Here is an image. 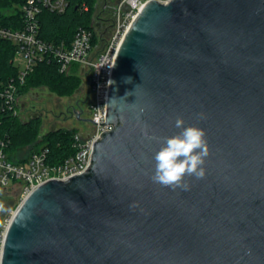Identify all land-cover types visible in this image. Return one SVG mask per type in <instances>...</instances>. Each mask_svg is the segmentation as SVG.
Segmentation results:
<instances>
[{"label": "water", "instance_id": "obj_1", "mask_svg": "<svg viewBox=\"0 0 264 264\" xmlns=\"http://www.w3.org/2000/svg\"><path fill=\"white\" fill-rule=\"evenodd\" d=\"M177 117L209 146L186 191L151 179ZM106 122L86 173L17 208L1 264H264V0L149 2L117 53Z\"/></svg>", "mask_w": 264, "mask_h": 264}, {"label": "built area", "instance_id": "obj_2", "mask_svg": "<svg viewBox=\"0 0 264 264\" xmlns=\"http://www.w3.org/2000/svg\"><path fill=\"white\" fill-rule=\"evenodd\" d=\"M151 1L167 4L171 0H120L116 3L115 22L109 31L110 35L105 42L97 45L93 44V30L87 28H80L69 46L64 43H48L40 38L41 12L48 10L62 14L68 7V0H26L20 6L22 27L14 29L0 24V39L14 45V60L16 56H21L24 61V67H18L17 82L23 84L26 76L44 61L56 60L63 74H71L78 68V75L83 78L84 85L88 86L92 94L87 119L82 118L83 108L77 107L75 110L77 120L89 122L91 127L86 132L77 131L74 134L72 145L75 152L61 162H49V147L44 144L30 148L25 158L15 161L6 151L7 144L0 143V190L18 188L22 204L43 184L52 180L68 181L89 170L95 145L105 131L114 128V125L106 122V116L109 82L117 53L132 23ZM126 7H129V11L125 10ZM83 9L87 11L88 7L84 4ZM94 22L95 31L103 37L98 22ZM20 98L16 82L1 84L0 104L4 108L19 114ZM11 221L12 219L3 233L2 247ZM1 257L2 248L0 264Z\"/></svg>", "mask_w": 264, "mask_h": 264}, {"label": "trees", "instance_id": "obj_3", "mask_svg": "<svg viewBox=\"0 0 264 264\" xmlns=\"http://www.w3.org/2000/svg\"><path fill=\"white\" fill-rule=\"evenodd\" d=\"M26 0H0V24L10 28L22 27V15L20 6ZM99 0H68V7L62 14H57L48 10H43L39 16L40 33L42 40L56 45L66 44L69 46L77 31L80 28L91 29L94 32L93 44L103 43L108 36L101 37L95 31L96 16L104 5L112 18L111 28L115 22L114 10L116 3L108 1L100 7ZM88 10L83 9V5ZM103 25V23H100ZM15 47L12 43L0 39V86L14 81L18 85V96L26 95L32 89L45 86L58 89L60 93H65L71 88L74 91L84 86V81L78 75V68L71 74H63L60 71L59 63L56 60L44 61L26 76L21 84L18 81L19 68L14 65ZM41 118H32L23 121L19 114L7 110L0 104V143L7 144L6 151L13 158V153L24 146L37 148L41 144L49 147V162L58 163L66 157L72 155L75 149L72 145L75 129L60 128L42 134Z\"/></svg>", "mask_w": 264, "mask_h": 264}, {"label": "rangeland", "instance_id": "obj_4", "mask_svg": "<svg viewBox=\"0 0 264 264\" xmlns=\"http://www.w3.org/2000/svg\"><path fill=\"white\" fill-rule=\"evenodd\" d=\"M117 1L118 0H114L115 3H117ZM103 3L104 2H101V0L98 1L99 6L101 4L103 5ZM100 10L101 9H99V11ZM104 35L109 37L110 33H104ZM14 61L16 67H24V61L21 56H16ZM81 88L82 90H80ZM83 99H87L88 101L92 99V94L90 93V90L86 84L75 91L74 88H71L65 93H60L58 89L55 90L51 87L48 88L41 86L36 89H32L26 95L20 98L19 115L23 121H28L30 120L28 118L30 113L39 114L42 122V134L51 131L50 127L53 125H56L60 128L75 129L76 131L86 132L88 129H90L91 124L86 121L79 122L74 117L73 111L71 110L75 103ZM24 104V107H26L25 109L22 108V105ZM88 106L89 104L83 106V119H87L88 117ZM70 112L72 113V116L68 114ZM30 148V145L21 147L19 150L13 153L14 160L21 161L28 155ZM20 204L21 193L18 188L0 190V250L2 248L3 233L5 232L9 221L15 215V212Z\"/></svg>", "mask_w": 264, "mask_h": 264}, {"label": "clouds", "instance_id": "obj_5", "mask_svg": "<svg viewBox=\"0 0 264 264\" xmlns=\"http://www.w3.org/2000/svg\"><path fill=\"white\" fill-rule=\"evenodd\" d=\"M198 118L204 119V115L200 113ZM175 127L181 131L162 138V146L154 155L155 168L151 179L164 187L181 188L186 191L189 187L184 180L186 176H194L197 180L205 177L204 165L209 156V146L203 128L196 125L185 126L182 117L176 118ZM142 131L145 137L155 138L149 137L146 125Z\"/></svg>", "mask_w": 264, "mask_h": 264}, {"label": "flooded vegetation", "instance_id": "obj_6", "mask_svg": "<svg viewBox=\"0 0 264 264\" xmlns=\"http://www.w3.org/2000/svg\"><path fill=\"white\" fill-rule=\"evenodd\" d=\"M108 1H114V0H106L105 2H108ZM101 2H104L103 0H101ZM105 5L101 8L100 12L98 13V15L96 16V21L98 22V28L100 30V32H102V34L104 33H109L110 29H111V24H112V18H111V15L109 13H106L107 9H105ZM109 12V11H107ZM100 23H103V25H100ZM89 104V101L87 99H83V100H80L78 101L77 103H75L74 106H72L71 110L73 111V115L74 117L77 119V117L75 116V110L77 107H81L83 108V106ZM25 105V104H24ZM26 107H24L25 109ZM70 116H72V113H68ZM41 118L39 116V114H36V113H30V115H28V118L29 119H32V118ZM60 129V127L56 126V125H53L50 127V130H58Z\"/></svg>", "mask_w": 264, "mask_h": 264}, {"label": "bare ground", "instance_id": "obj_7", "mask_svg": "<svg viewBox=\"0 0 264 264\" xmlns=\"http://www.w3.org/2000/svg\"><path fill=\"white\" fill-rule=\"evenodd\" d=\"M1 259H2V257H1ZM2 261V260H1Z\"/></svg>", "mask_w": 264, "mask_h": 264}]
</instances>
